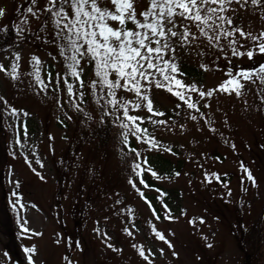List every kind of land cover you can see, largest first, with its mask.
<instances>
[{"label":"rangeland","instance_id":"obj_1","mask_svg":"<svg viewBox=\"0 0 264 264\" xmlns=\"http://www.w3.org/2000/svg\"><path fill=\"white\" fill-rule=\"evenodd\" d=\"M148 3L134 0L137 13ZM47 4L48 0H36L34 5L31 0H0L4 9L0 65L7 70L0 71V97L4 98L0 100L4 153L0 209L14 237L0 229V264H29V255L35 264H243L252 258L254 244L261 237L264 240V83L255 76L242 80L239 97L216 86L228 78V72L264 63V53L254 47L259 41L236 33L237 47L245 52L239 57L231 55L226 41H221L224 56L203 37L188 51L177 50L178 78L204 91L214 89L204 98L188 93L199 112L154 85L149 95L163 115L135 108V94L118 90L129 101V114L143 117L145 139L153 137L156 142L152 146L129 134L138 154L135 158L121 146V133L127 130L113 122L114 115H105L90 89L80 104L84 114L68 103L64 61L56 46L46 42L57 30L50 14L43 11ZM101 6L111 5L103 0ZM28 7L40 11L33 16ZM225 14L245 32L258 36L264 30V0L256 5L251 0H232ZM189 26L195 31L194 25ZM247 50L253 51V58L247 57ZM33 55L41 61L40 76L48 84L43 91L31 75ZM13 64L18 65L16 79L11 78ZM184 69L191 75L186 77ZM93 78V68L85 64V85ZM73 86L78 88L76 83ZM72 99L80 102L76 96ZM161 120L165 123H155ZM82 123L101 130L81 131ZM145 155L183 163L178 175L154 178L163 188L175 189L180 198L168 207L156 203L161 218L152 211V193L138 183L134 164ZM244 169L251 173L254 186ZM205 173H215L219 179L212 175L206 179ZM25 220L27 232L20 227ZM25 248L35 251L29 254Z\"/></svg>","mask_w":264,"mask_h":264},{"label":"snow or ice","instance_id":"obj_2","mask_svg":"<svg viewBox=\"0 0 264 264\" xmlns=\"http://www.w3.org/2000/svg\"><path fill=\"white\" fill-rule=\"evenodd\" d=\"M102 2L103 0H48L43 11L50 14L57 30L54 37L46 42L56 46L59 56L64 61L63 84L67 90L68 103L74 110L84 112L80 104L84 102L86 91L90 89L96 103L100 105L105 115H114V123L118 122L120 127L136 136L137 140L152 146H155L156 143L154 138L145 139L144 134L147 133V129L137 123L143 117L129 114V101L118 95V90L135 94V97L138 98L133 101L135 108L146 107L150 113L163 115L162 112H158L154 108L149 95L150 89L154 85L156 88L166 89L183 101L189 109L199 112L197 102L193 101L188 93L196 92L201 98H204L211 96L214 89L204 91L202 86L198 87L195 83L187 84L178 78L177 74L180 71L176 57L178 49L188 51L190 45L203 37L208 45L218 49L221 55L227 56L225 45L221 43L223 40L232 50V56H243L245 52L240 51L237 47L239 41L235 38V34L239 33L240 37L259 41L254 47L260 53H264V30L258 36L245 32L234 24L231 16L225 14L232 0H149L147 8L139 13L134 6V0H108L110 7H102ZM259 2L260 0H251L253 5ZM31 3L34 5L36 0H31ZM26 11L36 16L40 9L34 10L33 7H28ZM3 14L4 9L0 8V16ZM129 23L132 27L128 26ZM189 25H194L195 31ZM43 30L42 25L41 31ZM37 38L39 39V37ZM200 54L204 53L201 51ZM246 55L251 59L254 53L252 50H247ZM16 56L18 59V54ZM32 60L35 61V64L31 75L34 76L43 91L48 87V84H45L40 76L41 61L35 55L32 56ZM85 64L93 68L94 75L87 85L82 79ZM17 67L18 65L13 64L12 79L17 78ZM200 67L207 68L204 64H201ZM0 71L7 70L3 65H0ZM226 75L228 78L218 84L217 89L226 93L235 92L239 97L241 89L244 87L242 80H252L255 76L261 83H264V63H260L255 68H237L234 73L228 72ZM67 77H72V81H69ZM74 83L78 84V88H74ZM79 88H84L85 91H79ZM73 96L78 97L80 102L77 103L73 100ZM0 100H4V98L0 97ZM102 100L104 103H101ZM261 100L264 101V96H261ZM56 103L59 105L61 101L57 99ZM204 106L208 107V104L205 103ZM176 107H180V105L177 104ZM11 112L15 116L17 110L13 108ZM117 113H120L123 119L120 115H116ZM191 118L196 119L195 116ZM68 119L71 117L69 116ZM101 122H104L103 117ZM155 123L163 124L165 121H155ZM24 130L26 133V126ZM121 135L124 136V143H127L128 135L123 132ZM133 151L135 150L133 149ZM36 163L41 164V161L37 159ZM241 167L244 166L241 165ZM244 171L248 179L253 181L254 186L255 182L251 173L247 169ZM152 174L156 175L155 172ZM209 175L219 179L215 173H205L206 179ZM129 182L131 183V180ZM13 195L18 194L14 192ZM15 203L19 204V200ZM26 224V220L20 223L21 229L25 232L30 231L25 227ZM125 231L127 232L128 229ZM157 235L163 239L162 235ZM76 247H80L78 241ZM108 247H112V245L109 244ZM133 247L136 246L133 245ZM169 247H171L170 243ZM34 251V248H25L26 253L31 254ZM140 255L144 256L143 250L140 251ZM173 255L176 253L173 252ZM28 259L29 264H35L31 255L28 256ZM64 259L69 260L67 256Z\"/></svg>","mask_w":264,"mask_h":264},{"label":"trees","instance_id":"obj_3","mask_svg":"<svg viewBox=\"0 0 264 264\" xmlns=\"http://www.w3.org/2000/svg\"><path fill=\"white\" fill-rule=\"evenodd\" d=\"M183 74L188 77L190 74V70L184 69ZM191 75V74H190ZM101 112V109H100ZM84 114V112H80V115ZM101 116L103 117V114L101 112ZM2 122V121H1ZM0 122V160L3 159V151H2V144H3V138H2V131L3 128L2 123ZM137 123L142 127L143 122L137 121ZM97 125H85V123L80 124V130L89 132L92 131L93 128L101 130V127H97ZM131 127V126H130ZM111 129V128H110ZM146 129V128H145ZM128 135L129 138V132H125ZM146 135V134H144ZM121 146L128 152H133L135 155V158L138 157V154L136 151H133L134 148H132L131 143L132 141L128 139L127 143H124V138H122ZM136 165H139V167H136ZM134 167L138 169V182L141 185L143 190H146V192H152L153 194L150 196V199L154 201V209L152 208V211L155 214H159L160 211L156 207V202L158 204L166 205L169 203H179L180 198L177 195V191L175 189L168 190L166 188H163L161 185H159L156 180L152 176L156 177H174L179 174L180 170L183 167V163L181 160H174V164L171 163V159L165 160L161 155L152 157V156H140L137 159L136 164H134ZM155 172L156 175H153L152 173ZM153 178V179H152ZM141 180H143V183H141ZM156 194L160 196V200L157 199ZM151 200H148V203L153 205V202ZM168 207V206H167ZM0 229H3L8 235L12 236L11 229H10V222L8 217L6 216L5 212L0 209ZM14 238V237H13ZM263 241V242H262ZM255 247V254L252 256V258H246L244 260L243 264H264V240L262 237L260 240L257 241L256 244H254Z\"/></svg>","mask_w":264,"mask_h":264},{"label":"bare ground","instance_id":"obj_4","mask_svg":"<svg viewBox=\"0 0 264 264\" xmlns=\"http://www.w3.org/2000/svg\"><path fill=\"white\" fill-rule=\"evenodd\" d=\"M143 126H144V124H143ZM145 127V126H144Z\"/></svg>","mask_w":264,"mask_h":264}]
</instances>
